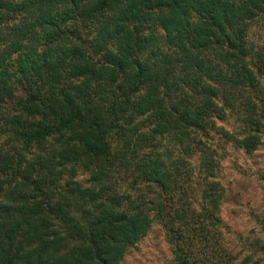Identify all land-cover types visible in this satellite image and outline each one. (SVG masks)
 <instances>
[{
	"label": "trees",
	"instance_id": "trees-1",
	"mask_svg": "<svg viewBox=\"0 0 264 264\" xmlns=\"http://www.w3.org/2000/svg\"><path fill=\"white\" fill-rule=\"evenodd\" d=\"M230 122V124L228 123ZM264 144V0H0V264H264L224 148Z\"/></svg>",
	"mask_w": 264,
	"mask_h": 264
},
{
	"label": "rangeland",
	"instance_id": "rangeland-1",
	"mask_svg": "<svg viewBox=\"0 0 264 264\" xmlns=\"http://www.w3.org/2000/svg\"><path fill=\"white\" fill-rule=\"evenodd\" d=\"M224 149L219 167L225 187L220 216L234 232L232 240L245 241L258 230V220H264V144L251 153L230 145ZM121 264H171L162 230L153 226Z\"/></svg>",
	"mask_w": 264,
	"mask_h": 264
}]
</instances>
